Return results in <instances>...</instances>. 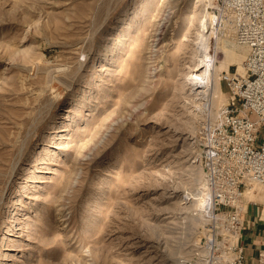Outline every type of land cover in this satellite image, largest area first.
<instances>
[{
  "label": "rangeland",
  "instance_id": "rangeland-1",
  "mask_svg": "<svg viewBox=\"0 0 264 264\" xmlns=\"http://www.w3.org/2000/svg\"><path fill=\"white\" fill-rule=\"evenodd\" d=\"M197 1L0 0V264H200L215 223L199 138L228 100L224 45L242 46ZM249 188L263 210L264 185Z\"/></svg>",
  "mask_w": 264,
  "mask_h": 264
},
{
  "label": "built area",
  "instance_id": "built-area-1",
  "mask_svg": "<svg viewBox=\"0 0 264 264\" xmlns=\"http://www.w3.org/2000/svg\"><path fill=\"white\" fill-rule=\"evenodd\" d=\"M220 21L247 48L244 72L225 71L227 103L199 138L205 197L214 226L202 236L200 264H250L240 238L245 193L264 185V0H213ZM258 264H264V254Z\"/></svg>",
  "mask_w": 264,
  "mask_h": 264
},
{
  "label": "bare ground",
  "instance_id": "bare-ground-1",
  "mask_svg": "<svg viewBox=\"0 0 264 264\" xmlns=\"http://www.w3.org/2000/svg\"><path fill=\"white\" fill-rule=\"evenodd\" d=\"M206 5L201 1V0H198L197 1V8H201V7H205ZM209 8V7H208ZM205 9V8H204ZM202 9L203 11L202 12H200L199 13V15H198V20H197V25H196V32H195V36H194V40L193 41H195V44H197V49L195 50L197 53H198V51H200L201 52V48L203 47V46H205L204 48H206V47H208L209 46V40H210V38H211V36H212V34H213V28H214V26H212V24H214L215 22H213L214 21V19H215V15L213 16V14L211 15L210 14V12H209V10H207V9ZM212 13V12H211ZM125 16L124 15H121V17H119V22H123L124 21V18ZM163 16H161L159 19H158V23H157V26H156V32L154 33V41H156V42H159V40H160V35H162V34H164L162 31H163V29H164V25H165V21H163V19L164 18H162ZM165 20V19H164ZM220 20V19H219ZM216 30V29H215ZM216 32V31H215ZM153 35V34H152ZM218 35V34H217ZM157 36V37H156ZM186 36H188V35H186ZM184 37L183 38V40L184 41H188V40H190L189 39V37ZM214 36H216L215 34H214ZM153 37V36H152ZM220 40V39H219ZM152 41V40H151ZM153 42V41H152ZM226 42V41H225ZM231 42V41H230ZM158 44V43H157ZM225 44V43H224ZM154 45V44H153ZM242 46V45H241ZM201 47V48H200ZM204 51V50H203ZM202 51V52H203ZM195 52V53H196ZM210 52V51H209ZM224 52H225V57L226 58H228L227 59V61H225V63L223 64L224 65V67H226V69L227 70H229V62H237V60H243L245 57H246V55H247V48H245L244 46H242V47H239V48H232V49H230V48H228V45L226 44V45H224ZM203 54H204V52H203ZM209 54V53H208ZM209 55H211V54H209ZM208 55V56H209ZM201 56H203V55H201ZM205 56V55H204ZM200 58V57H199ZM211 58V57H210ZM214 59H215V57H213ZM208 60V59H207ZM205 58H201V59H199V63H197L196 65H194V68H193V71H194V74L192 75V77H191V79H193V81H195V82H192L193 84L195 83V84H197L198 85V87H204V86H208L209 85V82H210V80H212V78L210 79V76H211V73L214 71V70H212V72H211V70H210V67L212 66H210L209 67V64L210 63H207L208 61H207ZM213 60V59H212ZM215 61V60H214ZM198 62V61H197ZM213 66H214V63H213ZM217 66V65H216ZM215 66V67H216ZM214 67V68H215ZM238 71H240V72H244V67H243V65L240 63L239 64V68H238ZM196 73V74H195ZM214 75V74H213ZM196 81H198V82H196ZM192 84V85H193ZM195 86V85H194ZM219 86V85H218ZM197 87V88H198ZM196 88V89H197ZM207 88V87H206ZM194 89V88H193ZM217 89H218V91H219V93L220 94H226L220 87L218 88L217 87ZM195 90V89H194ZM210 90V89H209ZM207 91V90H206ZM204 93V95L203 96H205V94H206V92L204 91V90H199V94H203ZM193 94V93H192ZM196 94V93H195ZM201 95H199V97H200ZM203 96H201V98L203 97ZM209 96V95H208ZM196 97V96H195ZM192 99V98H191ZM202 99H204V97L202 98ZM206 99V98H205ZM195 100V99H194ZM196 100H197V98H196ZM196 100L194 101L195 103H196ZM206 102V101H205ZM209 102V101H208ZM199 103V102H198ZM197 103V104H198ZM196 104V105H197ZM207 104V103H206ZM200 105V106H199ZM201 105H202V103H200V104H198L197 106H199V107H201ZM203 106H204V104H203ZM202 106V107H203ZM207 106V105H206ZM205 107V106H204ZM209 107V106H208ZM199 109V108H198ZM204 115V114H203ZM1 164V166H5L6 165V163L5 162H1L0 163ZM3 170H4V168H3ZM2 171V169H0V172ZM4 174V173H3ZM7 174V173H6ZM0 175H1V173H0ZM1 177H0V183L2 182L1 181ZM2 183H4V182H2ZM252 188H253V186L252 187H250L249 188V190L250 191H252ZM200 194H201V196L203 197V198H205L208 194H209V192L205 189V183H204V186H203V188L201 189V191H200ZM253 200V199H252Z\"/></svg>",
  "mask_w": 264,
  "mask_h": 264
},
{
  "label": "crops",
  "instance_id": "crops-1",
  "mask_svg": "<svg viewBox=\"0 0 264 264\" xmlns=\"http://www.w3.org/2000/svg\"><path fill=\"white\" fill-rule=\"evenodd\" d=\"M264 204V200L259 202ZM240 243L244 245L250 264H258L264 254V209L249 206L244 215V230Z\"/></svg>",
  "mask_w": 264,
  "mask_h": 264
}]
</instances>
